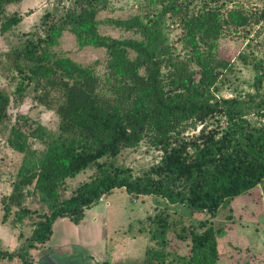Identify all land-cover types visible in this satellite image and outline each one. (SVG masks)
Returning a JSON list of instances; mask_svg holds the SVG:
<instances>
[{"label":"trees","instance_id":"obj_1","mask_svg":"<svg viewBox=\"0 0 264 264\" xmlns=\"http://www.w3.org/2000/svg\"><path fill=\"white\" fill-rule=\"evenodd\" d=\"M18 1L0 0V17L7 5ZM152 1L159 8L147 16L106 21L135 31L140 38L101 33L99 14L109 0H70L64 13L50 23L46 38L0 53V64L7 58L28 84H34L36 101L59 118L58 128L52 131L20 114L23 123L16 122L10 129L8 144L23 159L12 191L2 201L4 218L17 209L24 216L36 214L37 220L19 250L8 253L0 248V264L14 258L33 264L31 251L52 238L58 219L80 224L88 209L117 189L134 198L157 196L169 205H185L192 216L207 218L196 226L167 212L151 217L143 230L152 243L147 253L150 261L218 264L219 243L227 232L223 226L215 227L214 217L234 199L264 184V104L258 105L260 121L254 124L241 100L218 96V85L233 71L232 63L218 50L227 31L264 24V7L248 11L220 5V0H203L197 7L190 0ZM167 20L182 31L179 42L184 56L164 34ZM21 21L18 14L6 16L1 34ZM66 31L75 36L79 49L107 52L103 77L94 67L53 52ZM254 67L264 73L263 62ZM262 84L259 79L256 86ZM26 87L23 81L17 86L21 100ZM54 93L59 98L50 100ZM11 104V97L0 92V124L9 118ZM198 126L202 128L197 135L186 136ZM145 139L163 154L136 175L119 163V157ZM91 169L90 179L63 198L61 189L67 180ZM32 196L42 204L43 213L25 208ZM173 239L185 244L184 253L171 248Z\"/></svg>","mask_w":264,"mask_h":264},{"label":"rangeland","instance_id":"obj_2","mask_svg":"<svg viewBox=\"0 0 264 264\" xmlns=\"http://www.w3.org/2000/svg\"><path fill=\"white\" fill-rule=\"evenodd\" d=\"M190 1L191 6L197 7L203 0ZM153 3L152 0H109L107 8L99 14V19L102 21L101 33L115 38H140L135 31L118 28L107 24L106 21L137 14L147 16L153 9L159 8L153 6ZM218 3L230 7H242L248 11L264 7V0H220ZM69 4L70 0H19L16 4L7 5L0 17V26L6 16L14 14L20 15L22 21L5 35L0 34V53L6 54L21 48L31 39L46 38L52 20L62 15L64 7ZM48 14H52L49 16L50 19L47 18ZM163 31L168 42L184 56L185 53L179 42L182 33L180 27L167 20L163 25ZM76 42L75 36L66 31L59 45L54 46L52 50L60 56L70 57L81 65L94 67L97 74L103 77L107 72V52L104 49L91 47L79 49ZM218 53L233 65V71L228 74L227 80L218 85L220 89L217 92L218 96L241 100L248 119L254 124L259 123L257 112L258 105L264 104V73L261 74L263 70L258 73L254 64L264 63V24L227 31L220 41ZM259 79H263V84L257 87ZM22 81L27 84L24 100H21L16 92L18 84ZM28 82V79L24 80L14 70L7 58L2 59L0 91L12 98L10 116L0 125V248L7 252H16L22 247L31 235L37 220L36 214L24 216L18 213L17 209H14L8 218H4L2 200L11 193L12 183L23 158L8 145L10 129L15 122L23 123L18 118L20 114L26 116L29 123L43 124L52 131H55L59 125L56 113L36 101L34 84ZM58 95L54 93L50 100L58 99ZM220 122L225 126L224 120ZM201 128L202 126H198L196 129H189L186 136L190 138L197 135ZM36 147L41 148L38 143ZM162 154L145 139L138 148L125 150L119 157V163L132 168L134 174L138 175L156 164ZM93 174L94 170L91 169L73 179H68L61 189L62 197H70L78 185L89 180ZM99 204L100 219L98 218L94 224L88 220L90 214L81 228H76L72 222L58 221L53 243L61 248L60 253L44 255L41 260L39 259L38 264H95V259L91 256L98 255L100 247L103 246L104 233H108L109 242H127L130 238L126 235L135 236L143 230L146 231L150 224L149 219L161 212H167L173 218L183 219L187 224L196 226L207 219L202 214L192 216L185 205H169L165 199L157 196L134 198L120 189L105 197ZM25 208L43 213V206L35 196L27 200ZM212 223L215 227L223 226L227 232V236L219 243L220 264H241L245 260L255 264L264 262V184L252 193L231 201L218 212ZM116 228L117 233L113 231ZM172 237L173 235H170L171 239ZM136 241L138 244L142 242L144 245L147 244L144 239L139 238ZM171 242L174 251L178 250L181 253L186 251L185 244L179 245L180 243L174 239ZM137 249H141V246L138 245ZM14 264L22 263L16 259ZM149 264L156 263L149 261Z\"/></svg>","mask_w":264,"mask_h":264},{"label":"crops","instance_id":"obj_3","mask_svg":"<svg viewBox=\"0 0 264 264\" xmlns=\"http://www.w3.org/2000/svg\"><path fill=\"white\" fill-rule=\"evenodd\" d=\"M104 199V198H103ZM103 199L101 200L100 203H102ZM100 204H98L97 206L88 209L86 211L85 214V218L83 219V221L76 225V228H81L84 224V222H86V219L88 217V220L91 224H94L97 222V219L100 217H98L100 215ZM58 221L60 222H71L68 218H60L58 219L53 227V236L52 238L43 245V247L39 248V249H34L31 251V256H32V260H33V264H38V262L41 260V257L45 256H50L51 254H55V255H59L60 253V247L57 246L55 243H53V239H54V234H55V229L57 228V225L59 224ZM74 226V225H73ZM115 233H117V228L115 230H113ZM145 231V230H144ZM141 232L137 235H133V236H127L128 238H130V240L132 241H124V242H109L108 241V233H104V238H103V246L100 247V251L98 253L97 256H91L92 259H95V264H149V258H148V250L150 249L152 243L149 240V236L147 234V232ZM227 236V235H226ZM225 236V237H226ZM144 239L146 240L147 244L144 245V243L142 242V244H138L136 242V239ZM68 244V243H67ZM69 245V244H68ZM140 245L141 249H137L136 247ZM141 250V251H140ZM7 251V250H6ZM145 251V252H144ZM58 252V253H57ZM8 253H13V252H9ZM145 253V254H144ZM50 254V255H49ZM145 255V257H144ZM70 257H75L77 255H69ZM16 259L18 258H14L11 261L6 259L4 260V264H14L16 262ZM40 259V260H39ZM218 264H220V260L218 262ZM259 264H264V262H260Z\"/></svg>","mask_w":264,"mask_h":264},{"label":"flooded vegetation","instance_id":"obj_4","mask_svg":"<svg viewBox=\"0 0 264 264\" xmlns=\"http://www.w3.org/2000/svg\"><path fill=\"white\" fill-rule=\"evenodd\" d=\"M0 27H1V26H0ZM0 34H1V32H0ZM4 35H5V34H4ZM1 36H3V34H1ZM0 92H2V91H0ZM2 93H4V92H2ZM4 94H5V93H4ZM11 101H12V98H11ZM9 116H10V115H9ZM7 119H8V118H7ZM19 119H20V118H19ZM5 121H6V120H5ZM5 121H4V122H5ZM4 122H3V123H4ZM14 124H16V122H15ZM0 125H1V124H0ZM8 138H9V137H8ZM8 145H9V144H8ZM9 147H10V146H9ZM10 148H11V147H10ZM11 149H13V148H11ZM13 150H14V149H13ZM14 151H15V150H14ZM15 152H17V151H15ZM17 153H19V152H17ZM19 154H21V153H19ZM21 155H22V154H21ZM22 156H23V155H22ZM22 159H23V158H22ZM21 164H22V163H21ZM20 166H21V165H20ZM19 168H20V167H19ZM13 182H14V181H13ZM11 188H12V186H11ZM11 191H12V189H11ZM9 195H10V194H9ZM9 195H8V196H9ZM3 199H4V198H3ZM2 201H3V200H2ZM4 212H5V211H4Z\"/></svg>","mask_w":264,"mask_h":264}]
</instances>
